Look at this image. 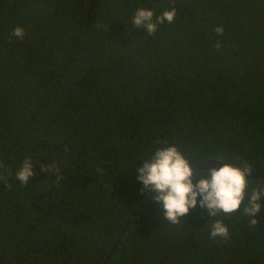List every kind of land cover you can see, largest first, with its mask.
<instances>
[{
	"label": "trees",
	"instance_id": "obj_1",
	"mask_svg": "<svg viewBox=\"0 0 264 264\" xmlns=\"http://www.w3.org/2000/svg\"><path fill=\"white\" fill-rule=\"evenodd\" d=\"M173 7L154 35L134 28L137 9ZM164 138L191 164L264 172V0H0V264H103ZM254 218L223 215L218 243L199 203L172 225L153 198L108 264H264V207Z\"/></svg>",
	"mask_w": 264,
	"mask_h": 264
},
{
	"label": "clouds",
	"instance_id": "obj_2",
	"mask_svg": "<svg viewBox=\"0 0 264 264\" xmlns=\"http://www.w3.org/2000/svg\"><path fill=\"white\" fill-rule=\"evenodd\" d=\"M175 17V7L159 16L151 9L139 8L133 16L132 23L134 28L146 27L147 34L154 35L160 25L165 22L173 23ZM215 32L223 35V26H217ZM11 35L22 39L25 32L22 27L17 26ZM220 47L221 44L217 43L216 48ZM154 143L162 146L154 148L146 159H141L143 167L137 169L139 173L137 179L142 182L145 189L157 193L154 200L162 203L168 223L180 224V218L186 216L190 209L199 203L201 208L208 210L211 217L206 226L209 240L221 243L231 239L230 228L226 227L221 219L223 215L232 217L239 213L247 218L250 227H257L258 220L254 217L264 207L261 203L264 200V183L252 186L246 179V174L253 172L251 164L246 160L235 164L228 162L227 157L218 156V161L225 162L219 169L194 171L191 161L174 141L170 142L164 138ZM4 167L0 162V169ZM33 168L31 157L25 158L16 173V178L26 185L35 175ZM41 171L54 172L57 180L62 178L56 165L42 166ZM3 179L4 177L0 175V180ZM242 204L243 211L240 212Z\"/></svg>",
	"mask_w": 264,
	"mask_h": 264
},
{
	"label": "water",
	"instance_id": "obj_3",
	"mask_svg": "<svg viewBox=\"0 0 264 264\" xmlns=\"http://www.w3.org/2000/svg\"><path fill=\"white\" fill-rule=\"evenodd\" d=\"M224 161H218L217 159H205L198 162L191 164L193 170H201V169H211L216 168L219 169L223 166ZM246 178H264V172H252L246 174ZM157 195L156 192L150 193L146 199L139 205V207L132 213L131 217L128 219L126 224L124 225L122 231L120 232L119 236L117 237L116 241L114 242L108 256L106 257L103 264H108L109 260L111 259L112 255L116 251L120 241L123 239L124 235L128 231L129 227L132 225L134 220L140 215L143 208Z\"/></svg>",
	"mask_w": 264,
	"mask_h": 264
}]
</instances>
